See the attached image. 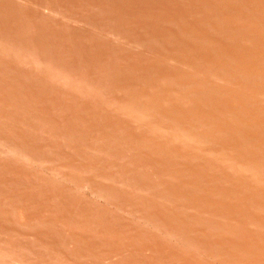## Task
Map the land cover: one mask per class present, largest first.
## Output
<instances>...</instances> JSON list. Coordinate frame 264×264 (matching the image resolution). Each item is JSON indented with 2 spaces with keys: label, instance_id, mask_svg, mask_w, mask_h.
I'll use <instances>...</instances> for the list:
<instances>
[{
  "label": "rangeland",
  "instance_id": "obj_1",
  "mask_svg": "<svg viewBox=\"0 0 264 264\" xmlns=\"http://www.w3.org/2000/svg\"><path fill=\"white\" fill-rule=\"evenodd\" d=\"M263 73L264 0H0V264H264Z\"/></svg>",
  "mask_w": 264,
  "mask_h": 264
},
{
  "label": "bare ground",
  "instance_id": "obj_2",
  "mask_svg": "<svg viewBox=\"0 0 264 264\" xmlns=\"http://www.w3.org/2000/svg\"><path fill=\"white\" fill-rule=\"evenodd\" d=\"M246 74V73H245ZM264 74V73H263ZM252 76V75H251ZM256 76V75H255ZM244 77H245V75H244ZM247 78V77H246ZM235 87V86H234ZM244 87V86H243ZM33 88V87H32ZM238 88V87H237ZM38 91V90H37ZM218 92V91H217ZM263 92V91H262ZM241 93V92H240ZM244 93V92H243ZM264 95V94H263ZM240 96H242V95H240ZM232 99V98H231ZM231 101V100H230ZM264 103V102H263ZM126 109H128V108H126ZM150 109V108H149ZM262 109V108H261ZM128 111V110H127ZM145 112V111H144ZM261 112H262V110H261ZM124 113V112H123ZM258 113V112H257ZM261 115V114H260ZM128 116V115H127ZM132 116H134V115H132ZM131 116V117H132ZM237 116V115H236ZM244 116V115H243ZM246 119V118H245ZM248 119V118H247ZM234 121V120H233ZM239 123H241V122H239ZM257 123V122H256ZM253 124V123H252ZM186 135V134H185ZM180 136V135H179ZM177 137V136H176ZM190 137H191V135H190ZM181 139V138H180ZM177 140H178V138H177ZM186 140V139H185ZM186 144H187V142H186ZM200 144V143H199ZM233 161V160H232ZM242 165V164H241ZM231 166V165H230ZM254 166V165H253ZM233 167V166H232ZM239 167V166H238ZM230 168V167H229ZM238 169V168H237ZM243 170V169H242ZM246 170V169H245ZM240 171H241V169H240ZM246 171H249L248 169L246 170ZM251 171V170H250ZM253 171H255V170H253ZM259 172V171H258ZM243 173V172H242ZM258 174V173H257ZM255 175H256V173H255ZM255 175H253V177L255 176ZM259 175V174H258ZM245 176V175H244ZM246 176H248V174L246 175ZM252 177V178H253ZM256 178V177H255ZM248 180V179H247ZM255 183V182H254Z\"/></svg>",
  "mask_w": 264,
  "mask_h": 264
}]
</instances>
